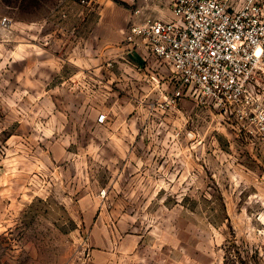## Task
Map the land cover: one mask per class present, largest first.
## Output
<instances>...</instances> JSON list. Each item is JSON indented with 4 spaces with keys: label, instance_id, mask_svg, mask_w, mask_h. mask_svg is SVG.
<instances>
[{
    "label": "rangeland",
    "instance_id": "obj_1",
    "mask_svg": "<svg viewBox=\"0 0 264 264\" xmlns=\"http://www.w3.org/2000/svg\"><path fill=\"white\" fill-rule=\"evenodd\" d=\"M135 8L0 0V264H264V132L67 63L73 15Z\"/></svg>",
    "mask_w": 264,
    "mask_h": 264
},
{
    "label": "built area",
    "instance_id": "obj_2",
    "mask_svg": "<svg viewBox=\"0 0 264 264\" xmlns=\"http://www.w3.org/2000/svg\"><path fill=\"white\" fill-rule=\"evenodd\" d=\"M160 1L171 20L138 7L122 34L128 46L147 48L170 70L166 106L184 97L202 99L264 132V0ZM106 121L101 114L98 122Z\"/></svg>",
    "mask_w": 264,
    "mask_h": 264
},
{
    "label": "crops",
    "instance_id": "obj_3",
    "mask_svg": "<svg viewBox=\"0 0 264 264\" xmlns=\"http://www.w3.org/2000/svg\"><path fill=\"white\" fill-rule=\"evenodd\" d=\"M122 1L128 5L134 4L136 8L145 7L147 13L154 18L165 21L173 18L169 7L160 0ZM115 19L104 12L73 15L71 20L74 24L67 30L70 35V41L67 42L70 45L68 49L70 59L67 63H72L81 70L80 76L77 77L79 83L82 81L81 78L86 77L87 72H90L92 79L95 78L97 81V78L104 75V70H107L112 81H126L133 85L137 81L144 86V89L158 91L159 95L166 98V92L171 89L170 70L163 66L147 48L133 49L124 42L122 32L129 24L127 15L122 19ZM48 54L51 55L50 52ZM61 62L64 65L66 60ZM51 63H53L52 59L48 64ZM51 66L55 67V65Z\"/></svg>",
    "mask_w": 264,
    "mask_h": 264
}]
</instances>
